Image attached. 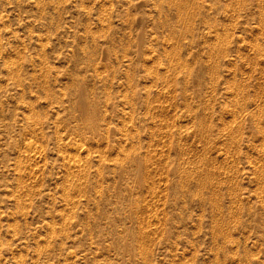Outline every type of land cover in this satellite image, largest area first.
I'll return each mask as SVG.
<instances>
[{"label":"rangeland","instance_id":"374dc122","mask_svg":"<svg viewBox=\"0 0 264 264\" xmlns=\"http://www.w3.org/2000/svg\"><path fill=\"white\" fill-rule=\"evenodd\" d=\"M0 264H264V0H0Z\"/></svg>","mask_w":264,"mask_h":264}]
</instances>
